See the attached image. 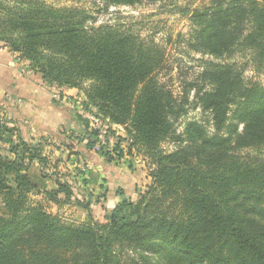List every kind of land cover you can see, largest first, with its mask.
Returning a JSON list of instances; mask_svg holds the SVG:
<instances>
[{"label": "trees", "instance_id": "obj_1", "mask_svg": "<svg viewBox=\"0 0 264 264\" xmlns=\"http://www.w3.org/2000/svg\"><path fill=\"white\" fill-rule=\"evenodd\" d=\"M105 1L132 5L144 0ZM0 13V22L22 40H11V48L37 64L45 82L83 89L80 85L88 80L85 108L124 125L133 144L143 141L152 147L175 135L174 121L186 111L188 100L184 95L178 101L155 78L161 65L156 44L112 25L88 27V15L76 7L37 0L9 6L0 0ZM191 19L199 22L194 47L203 53L221 57L246 44L264 63V0H212L210 6L194 8ZM200 76L196 102L211 112L214 133L203 122L188 123L186 144L158 153L150 190L133 201L117 189L118 201L103 222L92 217L89 223H67L30 202L27 194L35 185L23 172L24 156L11 160L0 155L5 203L0 264H264V161L237 154L264 145V87L247 85L232 63L208 61ZM2 84L10 94L35 99ZM57 109L83 124L80 133L92 149L95 140L86 138L88 119L68 105ZM238 122L243 123L240 132ZM18 129L23 134L22 124ZM9 142L13 151L20 147ZM20 144L23 151L31 147L29 158L36 157L27 138ZM105 147L100 146L99 154L108 160L111 153ZM61 191H66L63 185L45 195L55 200ZM127 251L134 254L129 262L124 259Z\"/></svg>", "mask_w": 264, "mask_h": 264}, {"label": "rangeland", "instance_id": "obj_2", "mask_svg": "<svg viewBox=\"0 0 264 264\" xmlns=\"http://www.w3.org/2000/svg\"><path fill=\"white\" fill-rule=\"evenodd\" d=\"M5 1L9 6L13 2L14 4L20 2ZM37 1L56 7L80 8L89 17L85 22L88 27L108 24L130 30L143 41L156 44L161 53V65L155 71V78L169 89L178 101H182L184 95L188 100L184 106L186 111L174 121L175 135L157 144L154 143L153 148L143 141L133 144L129 129L120 124H115L119 128L107 129L106 136L112 139L111 144L100 142L98 136L93 134L96 132L94 128H89L87 130L89 136L86 138L95 140L92 149L87 148L85 135L79 132L83 124L65 119L64 116L62 122L55 126L61 137L39 131L33 122L34 115H40L41 123L53 121L57 118L54 115L59 116L55 114V109L62 105L73 107L76 113L90 115L88 110L91 108L86 109L83 103L84 89L88 88L89 81L86 80L80 85L83 89L74 88L73 96L64 92L68 88L48 84L39 74L37 64L11 48V40L22 41L19 32L12 30L7 23L0 22V52L7 55L10 62L16 64L14 69L9 62L1 65L3 67L0 70V77L7 78L5 85L15 88H23L20 79L22 77L40 85L44 84L45 91L43 94L39 92L38 98L48 99L46 103L31 100L25 105L16 95L8 93L4 85L0 86V135L3 139L0 140V155L11 160L24 156L23 172L35 185L34 189L28 192V199L30 202L42 204L44 210L58 215L67 223H89L92 217L103 222L106 212L118 201L117 189H122L133 201H138L153 185L151 171L157 165L158 153H172L186 144L185 127L188 123L203 122L209 133H214L211 112L204 110L200 103L196 102L195 97L197 88L202 85L200 74L208 61L235 64L241 69L247 85L256 84L264 87V63L259 62L258 52L249 45L241 44L234 52L221 57L205 54L200 48L194 47L196 44L194 30L199 27V22L191 19L192 10L210 6L212 0H144L132 5H115L105 0ZM2 16L0 13V17ZM251 25L250 23L245 27V33L249 31ZM38 63H41V60ZM188 83H191V87H187ZM207 84H204L205 87L209 85ZM24 89L29 90L25 87ZM43 104H49L51 107L41 108ZM51 113L54 115L50 116ZM19 122L23 126V134L18 129ZM242 128L243 123L238 122V131L240 132ZM22 137L27 138L36 147L35 158H29L33 152L31 147L23 151L20 144ZM9 140L20 147L17 146L18 149L13 151ZM81 145L85 147V151L80 149ZM100 146H106L104 150L111 153L108 155L110 157L108 162L106 156L99 154ZM85 152L93 155L96 161L103 159L106 162L104 164L110 166L105 171L107 178L102 171L95 170L97 165ZM237 154L244 160L255 158L264 161V145L240 149ZM95 171H98V174ZM110 172L114 178L109 177ZM59 185H63L66 191L58 192L55 200L45 195V191L57 189ZM3 201V195L0 194V213L5 208ZM133 256L131 251L124 253V259L127 258L128 262Z\"/></svg>", "mask_w": 264, "mask_h": 264}, {"label": "crops", "instance_id": "obj_3", "mask_svg": "<svg viewBox=\"0 0 264 264\" xmlns=\"http://www.w3.org/2000/svg\"><path fill=\"white\" fill-rule=\"evenodd\" d=\"M0 57H2L1 59H0V70H1V68L3 67V66H1V65H4V63H6V64H8V62H9V65H11L12 67H13V69H14V67H16V64L14 63V62H10L9 61V59H8V57H7V55H3V53L2 52H0ZM6 79L7 78H5L4 77V79L2 78V77H0V86L2 87L3 86V84L2 83H5L6 84ZM21 79V85H23V88L22 87H18L19 89H21V90H24L25 92H28V93H31V94H34L35 96V99H32V98H29V99H22V98H20L19 96H17L18 97V99L19 100H21L22 101V104L23 103H25V105L26 104H28V103H26V102H29V101H35V102H38V103H46L45 101H47L48 99L47 98H45V97H42V98H38V96H39V92L40 93H42L43 94V92L45 91V89H44V87H43V85H40V83L39 84H37V83H34L33 81H31L30 79H29V81L28 82H26V81H23L22 80V78H20ZM18 80V79H17ZM2 81V82H1ZM15 87V86H14ZM24 87L25 88H28L29 90H31V91H29V90H26V89H24ZM4 88H5V86H4ZM73 90H74V88H68V89H65V93L66 94H71L70 96H73V94H72V92H73ZM45 96V95H44ZM41 108H47V107H51V105H49V104H43L42 106H40ZM52 108H53V110L55 109L53 106H52ZM56 111V113L55 114H59V116L58 115H54V113H51L50 114V116L51 115H54V116H57V118H55V120H53V121H50V120H47V121H42L43 123H41L40 121H39V119H40V115H34L35 117L33 118V122H34V124H35V126H36V128L39 130V131H44V132H48V133H51V134H53V135H55V136H60L61 137V135H59V133H57L56 132V127L55 126H58V124L60 123V122H62V120H63V116L65 117V119H68L64 114H62L59 110H57V108L55 109ZM29 116V115H28ZM49 116V117H50ZM38 119V120H37ZM55 121V122H54ZM20 123V122H19ZM21 124V123H20ZM79 130H81V129H79ZM80 132V131H79ZM80 149L81 150H83V151H85V148L81 145L80 146ZM85 154L88 156V157H90V159L93 161V163H95L97 166L95 167L96 169L95 170H98L99 172L100 171H102L101 173L102 174H105L104 176L107 178V175H106V170L108 169V168H110V166H106L104 163H106L105 161H103V159H98V161H96L95 160V157L93 156V155H91L90 153H87V152H85ZM107 161V160H106ZM108 162V161H107ZM98 171H95V172H97V174H98ZM96 174V175H97ZM98 176V175H97ZM109 177H111V178H114L113 176H111V172H110V175H109ZM130 178V177H129ZM113 181H114V179H113ZM122 188H125V187H122ZM108 189L110 190V188L108 187ZM125 190V189H124ZM116 201H117V199H116ZM115 201V202H116Z\"/></svg>", "mask_w": 264, "mask_h": 264}, {"label": "built area", "instance_id": "obj_4", "mask_svg": "<svg viewBox=\"0 0 264 264\" xmlns=\"http://www.w3.org/2000/svg\"><path fill=\"white\" fill-rule=\"evenodd\" d=\"M90 113H91L90 115H88L87 113H84V114L79 113V114H81L83 117L88 119L89 128H94L100 142L103 141L102 143L104 144H108V142H110L109 144L113 143L112 139L109 136H106L107 129L108 128H119V126L117 127V125H115L114 123H111L107 118L102 119L100 117L95 116L92 112Z\"/></svg>", "mask_w": 264, "mask_h": 264}]
</instances>
